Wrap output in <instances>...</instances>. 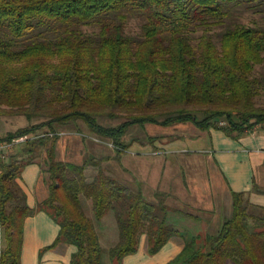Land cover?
<instances>
[{
  "label": "trees",
  "instance_id": "obj_1",
  "mask_svg": "<svg viewBox=\"0 0 264 264\" xmlns=\"http://www.w3.org/2000/svg\"><path fill=\"white\" fill-rule=\"evenodd\" d=\"M248 10L260 18L248 19ZM263 96L264 0H0V119L32 122L0 137H30L8 160L0 153V264H22L26 218L42 209L61 226L50 247L77 246L71 264H122L141 234L156 253L178 233L165 194L150 200L102 158L58 159V125L83 120L119 158L138 123L192 122L238 135L264 126ZM43 151L49 195L31 207L18 177ZM248 196L234 192L222 228L188 239L168 264H264V217L249 212ZM109 213L119 239L105 248L99 227Z\"/></svg>",
  "mask_w": 264,
  "mask_h": 264
},
{
  "label": "crops",
  "instance_id": "obj_2",
  "mask_svg": "<svg viewBox=\"0 0 264 264\" xmlns=\"http://www.w3.org/2000/svg\"><path fill=\"white\" fill-rule=\"evenodd\" d=\"M183 129L188 131V126L185 124ZM200 129L201 132L196 131L192 135L197 138L191 136L189 140L206 138L209 142L207 148L210 150V155L205 160L213 164V176H216V183L221 187V195L218 192L209 194L199 187L200 181L197 178V171L194 172L195 168L191 170L194 177L191 181L193 189H190L188 168L197 166L198 160H188V155L182 156L183 160L176 157L163 159L151 156L160 155L168 148L176 150L181 142L179 137L169 142L164 139L159 140L155 146L129 140L128 149L119 155V158L115 148L84 139L74 133L63 135L64 137L60 135L61 137L57 138L58 159L82 164L92 157L102 158L104 164L107 162L110 166V169L105 166L108 172L132 189L142 190L150 200H159L158 194L161 193L166 195L165 201L169 206L170 220L178 233L156 253L149 250L148 235L141 234L138 251L127 255L122 264H168L180 254L188 239L203 236V228L206 230L204 237L209 234L210 227L218 226L219 230L222 228L226 220L233 215L234 192L245 191L253 196V188L256 186L254 162L258 159L262 164L264 163V126L259 125L243 135H238L236 132L228 134L225 130L216 127ZM58 130L60 131L59 128ZM12 150L6 152L10 154ZM157 151L160 153L156 154ZM46 155L45 151L39 154L32 163L25 166L21 176L18 177V182L27 194L31 207H37L49 195ZM150 190L152 196L149 195ZM60 229V224L44 209L27 217L21 253L22 264H71L73 255L77 251L76 245L60 242L50 247L57 239Z\"/></svg>",
  "mask_w": 264,
  "mask_h": 264
},
{
  "label": "rangeland",
  "instance_id": "obj_3",
  "mask_svg": "<svg viewBox=\"0 0 264 264\" xmlns=\"http://www.w3.org/2000/svg\"><path fill=\"white\" fill-rule=\"evenodd\" d=\"M247 13L249 16L247 18L251 17H256L260 18L261 14L258 12H255L254 10H248ZM137 26V25H136ZM137 28V27H136ZM260 104H264V96L260 98ZM103 123L106 124H118L124 121V119H116V120H110L103 118L102 119ZM32 122L23 114L22 115H14V116H4L0 119V137H5L8 135L9 132H15L18 130L20 127L28 126ZM185 124L188 126V131L183 129L185 128ZM58 128L60 129L61 132H73L75 135L80 136L84 139L87 140H94V142L100 143V144H107L111 148L113 147L111 144V141L107 139H104V142H99L93 139V137H99L96 134H93L88 125L83 121L79 120L77 123H72V125L69 126H64V125H58ZM81 130H78V129ZM48 130L47 128L41 129L39 131L40 133L45 132ZM201 132V129L197 127L195 123L188 122V123H179L175 125H161L158 123H145V124H134L131 125L130 128L128 129L127 135H126V140L127 142L129 140H133L132 142H141V143H148L149 146H155L159 140L163 141H171L174 138L179 137L181 142L178 144L176 147V150H170L172 148L164 149L160 155H151L153 157H159L163 159H168V158H179L183 160L182 156L188 155V160L190 159H196L198 160V165L197 166H192L190 169L188 168V184L190 189H193L192 187V182L193 177L191 174V170L194 169V172L197 171V178L200 181L199 187H201L204 191H207V193H212L218 192L219 195H221V187L216 183L217 178L216 176L214 177V167L212 162L208 161L206 162V158L209 157L210 155V150H208L206 138L205 139H197V141H192L189 140V138L193 135L194 132ZM64 137L63 135H61ZM60 136V137H61ZM193 137V136H192ZM129 138V139H128ZM196 139L197 137H193ZM165 141V142H166ZM113 143V142H112ZM164 143V142H163ZM166 147V146H165ZM167 148V147H166ZM186 149V151L184 150ZM12 150V149H11ZM14 151L16 149H13ZM11 151L13 153L14 151ZM170 150V151H169ZM183 154V155H181ZM6 159L8 160V154H6ZM147 158L149 156H146ZM151 158V157H149ZM106 164V165H105ZM104 164L103 161V166L108 167L110 169L109 164L106 162ZM255 165V170H256V186L253 188L254 194L253 197L252 195L249 194L248 196V210L250 213L256 215L257 217H264V163L260 160H256L254 162ZM197 168V169H196ZM196 170V171H195ZM98 171V168H95L94 166H90L87 169V174L89 178L93 175H95ZM187 172V170H186ZM212 179V180H211ZM261 194L262 196H257ZM149 195L152 196V192L150 190ZM188 210H190L188 208ZM219 227H210V232H215L218 231ZM206 230L203 228V237L206 235ZM99 233L101 237V243L105 248L112 247L117 240L119 239V232H118V226L116 222L115 215L113 213H109L103 221V226L99 227ZM107 264H112L110 261H107Z\"/></svg>",
  "mask_w": 264,
  "mask_h": 264
},
{
  "label": "built area",
  "instance_id": "obj_4",
  "mask_svg": "<svg viewBox=\"0 0 264 264\" xmlns=\"http://www.w3.org/2000/svg\"><path fill=\"white\" fill-rule=\"evenodd\" d=\"M224 123V122H223ZM73 132H67V131H63V132H59L60 135H68V134H72ZM54 133H52L53 135ZM30 137L29 135H23L19 138H17L15 141L13 142H0V153H3L4 155L8 154V152H6L7 150H11L15 147L16 144L21 143L23 141L28 140ZM93 139H95L96 141L99 142H104V140L100 137H93ZM111 144L113 147L115 146L114 143H109ZM156 154H159L160 152H155Z\"/></svg>",
  "mask_w": 264,
  "mask_h": 264
}]
</instances>
